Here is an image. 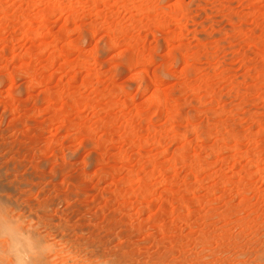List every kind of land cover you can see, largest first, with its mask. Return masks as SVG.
I'll list each match as a JSON object with an SVG mask.
<instances>
[{"label":"rangeland","instance_id":"1","mask_svg":"<svg viewBox=\"0 0 264 264\" xmlns=\"http://www.w3.org/2000/svg\"><path fill=\"white\" fill-rule=\"evenodd\" d=\"M0 219L32 264H264V0H0Z\"/></svg>","mask_w":264,"mask_h":264},{"label":"clouds","instance_id":"2","mask_svg":"<svg viewBox=\"0 0 264 264\" xmlns=\"http://www.w3.org/2000/svg\"><path fill=\"white\" fill-rule=\"evenodd\" d=\"M0 241L5 244L3 252L10 258L11 264H32L38 251L50 250L48 246L37 249L31 232L11 220L0 219Z\"/></svg>","mask_w":264,"mask_h":264}]
</instances>
